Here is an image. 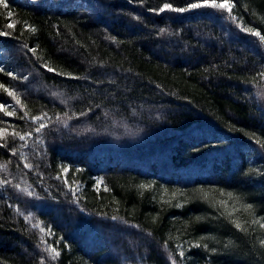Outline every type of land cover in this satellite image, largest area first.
I'll use <instances>...</instances> for the list:
<instances>
[{"label":"trees","instance_id":"1","mask_svg":"<svg viewBox=\"0 0 264 264\" xmlns=\"http://www.w3.org/2000/svg\"><path fill=\"white\" fill-rule=\"evenodd\" d=\"M6 2L0 83L27 108L0 90L17 113L0 112V264H264V229L251 222L264 217V147L250 135L264 141V43L226 11L149 10L189 0ZM233 2L264 35V0ZM25 111L46 112L48 127L36 133ZM64 112L76 114L67 127L55 122ZM221 199L239 210L222 215Z\"/></svg>","mask_w":264,"mask_h":264},{"label":"snow or ice","instance_id":"2","mask_svg":"<svg viewBox=\"0 0 264 264\" xmlns=\"http://www.w3.org/2000/svg\"><path fill=\"white\" fill-rule=\"evenodd\" d=\"M0 6H2L4 9H8L9 8V5L6 2V0H0ZM203 7H208V8H212V9H216V10L226 11L229 14V18L233 22H237V26L240 27L241 31H243L245 33H248V34H251L252 36L258 37L259 41L264 43V35H262L261 32H259L255 28L245 27L242 23L238 22V18L235 15H232L233 8L235 7V3L233 2V0H219V2H218V0H196V2H191V0H189V2L187 3L186 7H174L172 3L165 2V3H163L162 7H160L159 9H149V10L153 11V12H159V13H163L165 10H171V11L183 13V12H186V11H189V10H192V9H199V8H203ZM7 15L9 17H11L12 16V12L8 11ZM15 23H16L15 21L7 23L6 25H4V29H12V28H14L15 27ZM25 24H26V22H25ZM26 27L32 32L36 31V29L34 27H32L31 25H27L26 24ZM160 31H161V33H163L166 30L165 29H161ZM10 35H12L11 32H9L7 30H0V36H10ZM112 39L115 40V37H112ZM29 51H31L34 55H36V53H37V49L36 48H31V49H29ZM37 58L38 59H42V57H39V56H37ZM44 67L49 72H55L56 71V69L49 67L47 63L44 64ZM0 72H4V69L0 68ZM6 74L8 76H12L13 79L16 78L13 75L12 72H8ZM61 74H63V73H61ZM68 75L71 76V74H68ZM258 76L260 77L261 80H264V71L259 72ZM72 78H79V77H72ZM252 82L259 83V81L255 80V78H254V80ZM0 90H3V92L7 93V95L9 97H12L15 100L16 104L20 105V107L22 109L27 108V105L22 102L21 98L17 95L15 90H13V89H11L9 87H6L2 83H0ZM53 95L54 96H59L60 94L59 93H53ZM61 103H67V101L62 100ZM8 107H11V105L6 106L5 104L0 103V112H3L5 116H9V117L16 116L17 113L15 111H8ZM88 111H92V109L89 108ZM75 115H76L75 113L73 115H69L68 112H64L63 113V117H61L60 115H57L55 117V122L63 124L64 127H67L68 126V121L73 119L75 117ZM79 115L80 116L87 115V112L81 111L79 113ZM19 118L20 119L30 118L33 122H35L37 124V126L34 129V131L36 133H40L44 128L48 127V124L45 121H46V119H51V118L48 117V114L46 112L43 113L42 115L30 116L28 111H25L24 114L22 116H20ZM0 123H4V121H0ZM13 127H15V126H13ZM8 135H9V130H8L7 127L0 128V141L3 142V143H0V147H8V142H7ZM10 135H11L13 140H15L16 138H19L20 140H25L26 137L32 135V132L29 131V132H26L24 134H21L18 131H12L10 133ZM250 135H253V138L256 139V143L257 144H260L261 147H264V141H262L260 138L254 137V134H250ZM21 147H24V145H22ZM3 167H6V166H3ZM25 167L31 168L33 166L31 164H26ZM60 167H61V171L62 172L66 173V172L69 171L67 166L61 165ZM77 171H80V170L77 169ZM0 183H8V181H0ZM65 183H67V180H65ZM101 183H102V180H98L97 181V185L98 186ZM17 187H19V186L17 185ZM139 187L142 188V189H147V188H150L151 185L141 184V185H139ZM72 190L74 191V189H72ZM164 191H165V194H167V189H165ZM198 191H200L202 193L203 198L205 200L209 199V195H210L209 192H207V191H205L203 189H200ZM219 192H220V194L222 196L225 195L223 190H219ZM28 195H32V193L29 192ZM172 195H173V197H175L176 194L173 193ZM226 195L228 196L229 199H236L237 201L239 200L238 197H234L233 193L229 192V193H226ZM166 202L170 203V201H166ZM217 204L220 207L225 209V211L221 213L222 215L227 214L228 216H232L233 212L239 210V209L233 207L232 211H228V201L227 200L221 199L219 201H216L215 203H213V206L215 207ZM177 206L179 207V206H182V205L178 204ZM252 207L253 206L251 204H247V205L244 206L245 211H248V210L252 209ZM112 219L115 220V219H118V217L113 216ZM197 219H200V218L198 217ZM25 220L30 221L31 217L30 216H25ZM261 220H264V217H261L259 220L253 218L251 222L253 224H259L260 228L264 229V223H261L260 222ZM232 223L235 225L236 228L241 229L243 231H247V229L243 228L242 224L238 220H233ZM32 226L34 228L35 227H40L39 224H33ZM40 230H41V232L47 231L49 234H52L51 233V229L40 228ZM45 243H46V241H45ZM261 243L264 244V239H262ZM193 246L200 247L201 245L200 244H195ZM178 247H179V245H178ZM204 247L206 248L207 245L205 244ZM45 251H47L49 253V255L51 256V258L53 260L58 258L59 255H60V252L57 250V248L52 246V245H48L46 247ZM179 255L181 257H183L184 256V251L181 250L179 252ZM172 264H177V262L175 260H173Z\"/></svg>","mask_w":264,"mask_h":264},{"label":"rangeland","instance_id":"3","mask_svg":"<svg viewBox=\"0 0 264 264\" xmlns=\"http://www.w3.org/2000/svg\"><path fill=\"white\" fill-rule=\"evenodd\" d=\"M99 185H101V184H99Z\"/></svg>","mask_w":264,"mask_h":264}]
</instances>
